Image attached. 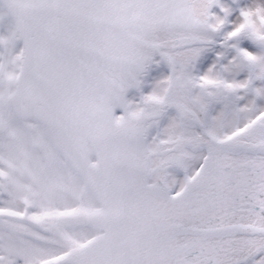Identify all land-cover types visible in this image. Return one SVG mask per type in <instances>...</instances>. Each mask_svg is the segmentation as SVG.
<instances>
[{"label":"rangeland","instance_id":"1","mask_svg":"<svg viewBox=\"0 0 264 264\" xmlns=\"http://www.w3.org/2000/svg\"><path fill=\"white\" fill-rule=\"evenodd\" d=\"M49 1L56 8L75 10L76 20L82 15L97 18L94 22L87 19L75 24L77 41L103 54L129 59L124 61L134 69L135 86L124 89L122 102L132 115L148 103L164 100L169 92L173 97L177 91L178 98L188 99L199 114L203 125L199 128L209 142L212 141L209 135L222 137L231 133L219 136L210 125L215 110L226 103L233 111L246 101L256 106V111L236 129L249 121L264 124V92L257 87L258 82H264V69H260L264 63V35L256 27V23L264 27L263 15L253 20L247 17L245 7L234 0H212L207 18L188 28L162 27L145 24L144 20L164 11L174 0ZM222 8L228 14L224 17L226 25L219 29L212 16L215 11L226 14ZM34 16L39 21L45 20L43 16ZM105 20L118 26L138 23L141 27L134 39L140 38L150 48L136 46L123 52L104 48L102 40H97L92 32L99 28L98 33L107 41ZM231 20H237L236 28ZM21 53L22 37L12 14L0 0V264H41L49 260L46 264H56V260L58 264H75L68 257L67 260L54 255L25 263L11 254L16 259L12 260L4 253L3 244L8 239L19 244L50 245L56 242L52 239L55 238L59 246L53 247L59 250L70 247L68 250L74 252L88 244L95 248L96 243L102 244L117 231L153 222L219 220L235 227L238 224L264 227V166L258 170L236 166L225 153L207 151L201 142L194 146L178 138L168 139L166 119L171 117L180 126L182 116L171 108L155 118H145L140 129L127 135L134 144L152 148L154 160L150 161L145 154L137 165L102 172L97 166L101 156L96 139L79 138L62 120L40 118L27 103L14 98L20 86L22 91L26 90L20 76ZM232 65L233 79L225 77L226 68ZM160 72L167 80L163 89L157 91L153 88V76ZM213 73L217 76L213 77ZM25 76L35 78L31 73ZM35 84L30 80L29 93L36 90ZM194 122L198 124L195 119ZM70 178L77 182L73 198L69 197ZM15 186L17 199L12 201ZM51 195L54 203L47 199ZM226 237L234 239L230 247L237 244L235 239H242L243 247L229 252L228 244L224 253L216 255L208 253L206 245L195 244L187 253L155 264H251L264 255V234L258 236L263 240L256 246L253 243L248 246L247 242L254 236H239L236 232ZM121 247L117 253L124 249Z\"/></svg>","mask_w":264,"mask_h":264},{"label":"bare ground","instance_id":"2","mask_svg":"<svg viewBox=\"0 0 264 264\" xmlns=\"http://www.w3.org/2000/svg\"><path fill=\"white\" fill-rule=\"evenodd\" d=\"M234 1L239 3L240 6L242 5L245 7L247 11V17L255 20V18L259 16V14L264 16L263 0ZM3 2L9 9L10 14H13L14 17L24 18L27 15L30 17H35L34 15H38L43 16V18L45 19L43 22H50V15L55 14L56 17L53 21L54 23L48 27L49 32L45 31L36 33L29 32L28 29L23 30L22 28H20V30L24 32V39L29 42L30 46H33V41H37V39L41 38L52 41L50 42L52 51L48 50L49 58L45 55L42 57V60H40V58H34V47L36 49H40L41 46H33L29 54L30 57H26L23 60V67L21 66L22 71L20 73V76L24 81V84L26 85V90L22 91L20 86L17 92H21L22 94L26 92L24 93L26 99L25 101H23L24 103L28 104V108L31 111H35V113L40 118H49L55 121V119L57 118H54V116L52 115L54 112H57L60 115L67 116V114H71L73 111H75L77 115H81V112L76 108L77 106L84 107L88 112L87 116H92V120L91 122L84 120L88 127L78 125L79 127H77V131L79 133L80 131L90 132L93 133L94 136L95 134H97V137L95 138L91 136L86 137L97 140L95 142L101 156V159H99L100 162L97 164V166L98 169H100L102 172H114L117 169L119 170L122 166L131 165L132 163L137 165L139 164V161L142 159V157H145V154H147L148 159L150 157V161L154 160V154L151 150L152 148L146 149V146L144 145L136 143L134 144L127 136L128 134L134 132L136 129H140L142 126V121L138 119L132 120L131 118L125 117V115L118 113L116 108L112 106V104H120L124 106L122 102V96L126 93L124 89H126L127 86H135L133 84V79L136 76L134 69L130 68L128 63L124 61L129 59L126 57H114L113 60H107L106 55H104L106 60H94L93 57L89 58V56L87 55H90V52H86V50L84 49L91 50V48H87L86 44H82L81 42L77 41L78 36L76 37V34H74V17L70 13L65 14V12L68 11L65 6L56 8V6L49 0H3ZM211 4L212 0H174L168 3L164 11H161L150 19L144 20V23L149 25L155 24V26L162 27L178 26V28H188L190 25H193L200 20L208 17V10ZM222 9H224L226 14L221 15L215 13V11L212 16V18H214L218 22L217 25L218 27H220L219 29H222V25H226L224 17H226V15L228 14L226 8ZM235 19H237V17H235ZM230 22H232L231 25L236 28L238 24L237 20H231ZM105 25L106 28L104 30H106V32L109 34V37L107 41L104 39L100 41V43L102 42L101 45L104 48L108 46L110 48H113V50H119L120 52L126 51V49H130L131 47L136 46H141L146 49L150 48V44L143 42L140 38L139 40L138 37L137 40L134 39V37L139 32V27H141V25H139L138 23H132L128 25L122 24V26H118L117 24H113L112 22L109 25ZM232 26L230 27V29L233 28ZM256 27L257 32L264 35V27L260 26L258 23H256ZM261 38H263V36H261ZM41 40L43 43L44 40ZM78 50L86 54V57H84V54L77 53ZM49 52H53V54ZM77 54L82 55V60H76ZM262 61L264 62V60ZM76 64L79 65L78 68H75ZM229 64H231V62ZM263 65L264 63L260 64L261 70L264 69ZM232 69L233 65L229 66L228 69L226 68L225 77H230L233 79L234 72ZM82 71H85V73H83ZM28 73L34 74L35 78L31 79L30 77H26L25 74ZM213 75V77L217 76L216 73H213ZM180 76V74H177V77L181 78ZM30 80L36 82L35 86L37 87L36 90L33 89L31 93H29ZM166 80V76L161 72L160 74L153 76V88L158 89L157 91H159L165 85ZM173 80L175 82H179L177 78H173ZM257 87L261 92H264V82H258ZM66 88L70 89L68 90L69 92L65 90ZM74 88L76 91H80L79 93L82 95L90 93L92 96H98V98L102 99L100 106L94 108V105L89 104L86 98H80L78 95H75L73 93ZM177 95V91L173 92V97L171 92H169L164 100H159L160 102H156V104H164L167 109H171L174 107L176 108V112L182 115L179 119L180 126H176L174 119H172L171 117H168L166 119L164 125L165 131L168 134V136L166 137L171 140L178 138V140L194 146L199 145L201 141H204L202 142V144L207 145L208 147L207 140L202 135L199 126L193 121L191 116H189L188 114H184L181 109L184 107V111L186 112L193 111L195 116L200 119L199 114L196 110H193L191 108L192 103L188 99H186L184 96L178 98ZM164 96L165 95L162 94L163 98ZM31 99L35 100L37 103ZM103 103H107V105ZM156 104L149 103L143 106L137 112V114H143V112L145 111L146 113H150L147 111L151 107H154ZM62 106H70L72 112H63L61 110ZM215 111L216 112L214 113L213 120L210 122V125L213 128L212 130L218 133L219 136H222L231 131L230 134H226L222 137L211 136L213 139H215V143L227 140H237L238 143H241L242 140H245V144L249 145L248 148H244L239 152L234 150L227 151V159L236 166L245 164L246 166H251L253 170H258V167L264 166V154L250 155L248 153L251 150H255V146H259L260 151H264V126L260 125L256 127L257 125H253L252 122L249 121L243 127L236 129V126L238 124L242 123L246 119H249L254 111H256V106L254 107L250 103V101H246L243 106L239 107L238 110L233 111L230 110L228 103H226L222 106V108ZM158 112L162 111L157 110L156 113ZM111 119L113 120V122ZM110 125H113V127L115 128V130L112 132H109L110 129H108L113 128ZM101 136H103L104 138ZM240 146L243 147L242 144ZM137 151H139V153H136ZM193 156L195 155H191L190 157ZM69 181H71L72 183V185H70V187L68 188L69 193L72 189L69 197L73 198L75 196V194L73 193V188L77 186V182L72 178H70ZM17 192L18 189L17 186H15L13 188L11 196L12 201H16ZM47 199L49 202L52 201L54 203L53 195L48 196ZM217 222L218 224H223L221 221ZM236 231L240 236L239 226L237 227ZM145 236L146 235L142 236L144 238H142L141 236L131 237V241H133V243L138 242V245L136 246L137 250L149 244L154 245L156 247V250L161 251V248L171 243V241H160L159 235H155V237L151 240H148L149 235L147 237ZM253 236L254 237H249L247 241L248 246L252 243L253 246H256L263 240L258 237L259 235ZM257 238L260 241L255 242ZM52 239L56 242L50 245H43L34 242H28L27 244H25L24 242L23 244H19L16 241H10L8 239L3 244L5 249L4 253L7 254V257L11 259L12 257L9 255L15 254V258H21L25 263H31L27 261H33L39 257L49 255L60 256L67 260L69 258V262H74L75 264H115L118 260L123 258L119 257L118 254H114L117 253L120 248V246H118L117 244L112 247H105V245L113 244L118 240L123 239V237L111 239V241L107 242L106 244L96 243L95 248H90V244H88L87 247L76 250L74 252L68 250L70 247L68 249L66 248L62 250L56 249V246H53L55 244L59 246L58 242L55 238ZM237 240L239 241L237 242ZM177 241H180V239H178ZM196 241L197 242L195 244H203L207 240H203L201 237V239H197ZM233 242L234 239L228 238L226 236L220 237L216 240H212V242H209L207 245V247H209L208 253H214L216 255H219L220 253L222 254L224 253L223 250L228 244L229 252L230 249H235L241 246L243 247L244 245L242 239H235V242L237 244L230 247ZM212 248H214L215 250H211ZM217 248H219L220 250H218ZM122 251H127V249L120 250L119 253ZM143 251L144 249L137 251L136 255L138 256L142 254ZM238 252L239 251L237 250L235 253L237 254ZM233 254L234 253L232 252L231 255ZM231 255L229 254V256ZM129 256L130 254H128V257ZM251 264H264V255L257 258Z\"/></svg>","mask_w":264,"mask_h":264},{"label":"water","instance_id":"3","mask_svg":"<svg viewBox=\"0 0 264 264\" xmlns=\"http://www.w3.org/2000/svg\"><path fill=\"white\" fill-rule=\"evenodd\" d=\"M13 18L16 21V24L19 26V29L20 28H22L23 30L28 29L29 32H36V33L45 32V30H43L44 28L39 27L40 24L30 23L29 21L25 20V18H21V17H14L13 16ZM20 33H21L22 38H23L22 60H24V58H26V57H30L29 54H30V51H31L33 46H38V47L41 46L40 49H36L34 47V51H33L34 58H37V59L40 58V60H42L43 59L42 57L44 55L49 58L48 50L52 51L51 46H50V42H52V41L45 40L44 38H41L44 40L43 43H42L41 39H37V41L32 42L33 46H30L29 42L24 39V37H25L24 32L20 30ZM84 50H86V52H90V55H87V56H89V58L93 57L94 60H106V58H107V60H113V58L115 57V56H107L105 58L103 53H101L97 50H90V49H84ZM49 53L53 54V52H49ZM77 53L84 54L80 50H78ZM80 54H77L76 60H82V55H80ZM84 57H86V54H84ZM115 58H118V57H115ZM21 66L23 67V63L21 64ZM78 66L79 65L76 64L75 68L76 67L78 68ZM82 72L85 73V71H82ZM65 90L68 91L70 89L66 88ZM79 92L80 91H76L74 88L73 93L75 95H78L80 98H86V100H88L89 104L94 105L93 106L94 108L100 106L102 99L98 98V96H94V95L92 96L90 93H87L86 95H82ZM14 96L21 103H24V101L26 99V97L24 96V93L22 94L21 92L20 93L17 92L16 95H14ZM88 96H90V97H88ZM31 100H33V99H31ZM33 101L36 102L35 100H33ZM103 104L107 105V103H103ZM55 105H56V102H55ZM112 106H117L118 108H120L124 111L123 107H121L120 104H116V105L112 104ZM163 106H164V104H157L155 107H152L149 109L151 111H149V110L147 111L150 113H146V111H145V112H143V114L136 115L135 118L132 120H137V119L140 121L142 119L144 120L145 118L154 115L156 113V111L159 110V108L161 110V107H163ZM76 109L81 112V115H77L75 113V111L72 112L70 106H66V107L62 106L61 107V110L63 112H70V111L72 112V113L70 112L71 114H67V116L60 115L57 112H54L55 114L59 115V117H60V118H57V120H59V121L62 120L61 122L66 123L71 128V130H73L75 132H76V130H78L77 129V127H79L78 125L83 126V127H88V125H86L84 120H86L88 122H91V120H92V116H87L88 112L84 107L77 106ZM183 112H184V114H188L189 116H191V115L195 116L194 112H192V111L186 112L183 110ZM112 122H113V120H112ZM110 126L113 127V125H110ZM108 129H110L109 132H112L115 130L114 127L108 128ZM84 134H85L84 131L83 132L80 131V136L83 137ZM86 135H88V134H86ZM95 136H97V134H95ZM101 137H103V136H101ZM202 142H204V141H201V143ZM241 144L243 145V147L240 146ZM205 146L207 147V145H205ZM248 146L249 145H246L244 143V140H242L241 143H238L237 141L233 142V141H229V140L222 141L220 143L219 142L208 143L209 151L220 150V151H226L227 152V151L234 150V151L239 152L244 148H248ZM258 147L259 146H255L254 147L255 150H251L248 153L250 155L251 154H264V151H260V147L259 148ZM258 229L261 230V228H258ZM235 232H236L235 225H233V224H218L217 221H213V222L212 221H202V222H197V223H192V222H189V223L174 222L173 223L172 222V223H165V224H151L149 226L137 227L135 229H128V230L123 229L120 232L111 234V237L107 238L106 243L111 241V239H116L117 237H123V239L118 240L119 242L117 241L113 244H110V247L115 246L117 244L118 246H122V247H124V249H127V251H122L120 253H114V254H118L119 257H123L122 259L118 260L115 264H155V263L160 262V260H163L167 257L170 258V257H173L174 255H177L178 253H184L187 250V248H190L192 245L194 246L195 243L197 242L196 240L201 239V237L203 240H207L205 243H203L207 246L209 242H212V240L219 239L220 237H223V236L232 235ZM144 235H146L145 237H147L149 235L148 240H151L152 238H154L155 235H159L160 241H171V243H169L167 246L161 248V251L156 250V247L154 245H149V244L145 245L141 249L137 250L136 246L138 245V242L133 243V241H131V237L132 236H138V237L141 236L142 237ZM142 238H144V237H142ZM178 239H180V241H177ZM181 240H183V241H181ZM124 249H121V250H124ZM142 249H144L142 254L137 256L136 252L139 250H142ZM206 251L207 252L209 251L208 247H207ZM128 254H130L129 257H128Z\"/></svg>","mask_w":264,"mask_h":264}]
</instances>
